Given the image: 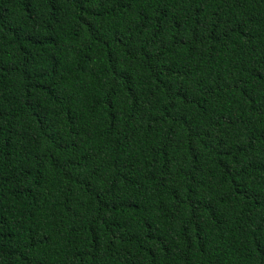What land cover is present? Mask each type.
Listing matches in <instances>:
<instances>
[{
    "label": "trees",
    "instance_id": "1",
    "mask_svg": "<svg viewBox=\"0 0 264 264\" xmlns=\"http://www.w3.org/2000/svg\"><path fill=\"white\" fill-rule=\"evenodd\" d=\"M0 264H264V0H0Z\"/></svg>",
    "mask_w": 264,
    "mask_h": 264
}]
</instances>
